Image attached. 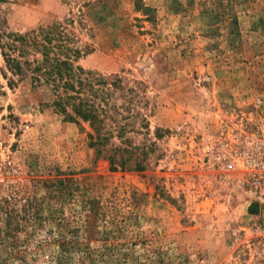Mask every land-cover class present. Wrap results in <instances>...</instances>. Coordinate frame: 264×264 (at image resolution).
<instances>
[{"label":"rangeland","instance_id":"rangeland-1","mask_svg":"<svg viewBox=\"0 0 264 264\" xmlns=\"http://www.w3.org/2000/svg\"><path fill=\"white\" fill-rule=\"evenodd\" d=\"M0 22L60 23L122 87L98 152L0 50V264H264V211L209 166L225 124L264 140V0H0Z\"/></svg>","mask_w":264,"mask_h":264},{"label":"trees","instance_id":"trees-1","mask_svg":"<svg viewBox=\"0 0 264 264\" xmlns=\"http://www.w3.org/2000/svg\"><path fill=\"white\" fill-rule=\"evenodd\" d=\"M85 49L60 23L26 33H14L8 31L5 22H0L1 54L7 70L14 77L9 79V86L14 87L18 82L29 79L35 87H47L54 97L53 106L63 115L64 121L89 123L93 129L89 135L90 146L102 152L114 138L106 124L110 112L107 100L111 94L107 87H122L117 86V79L108 83L78 65L90 51ZM99 96L102 100L98 104ZM123 135L121 127L117 136L122 139ZM108 160L112 170H117L118 166L126 168L123 155L119 161L115 156H109ZM135 169L142 171L145 166L138 162ZM253 208L258 209V204L255 203Z\"/></svg>","mask_w":264,"mask_h":264},{"label":"built area","instance_id":"built-area-1","mask_svg":"<svg viewBox=\"0 0 264 264\" xmlns=\"http://www.w3.org/2000/svg\"><path fill=\"white\" fill-rule=\"evenodd\" d=\"M220 136L218 147H212L209 166L221 164L239 172V186L264 211V140L228 124Z\"/></svg>","mask_w":264,"mask_h":264}]
</instances>
